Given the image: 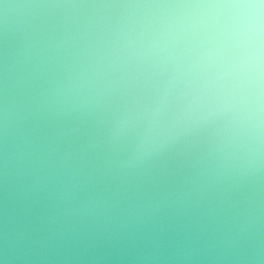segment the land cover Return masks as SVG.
<instances>
[{
	"label": "water",
	"instance_id": "95a60500",
	"mask_svg": "<svg viewBox=\"0 0 264 264\" xmlns=\"http://www.w3.org/2000/svg\"><path fill=\"white\" fill-rule=\"evenodd\" d=\"M150 0H0V264H264V174L123 168L62 85L123 55Z\"/></svg>",
	"mask_w": 264,
	"mask_h": 264
},
{
	"label": "clouds",
	"instance_id": "9594fccd",
	"mask_svg": "<svg viewBox=\"0 0 264 264\" xmlns=\"http://www.w3.org/2000/svg\"><path fill=\"white\" fill-rule=\"evenodd\" d=\"M123 55L62 85L97 113L123 168L194 155L226 180L264 174V0H150Z\"/></svg>",
	"mask_w": 264,
	"mask_h": 264
}]
</instances>
